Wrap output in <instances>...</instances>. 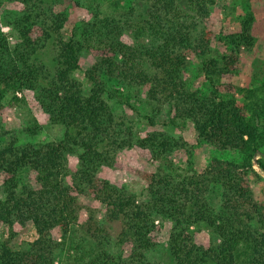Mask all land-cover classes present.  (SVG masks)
<instances>
[{
    "label": "trees",
    "instance_id": "1",
    "mask_svg": "<svg viewBox=\"0 0 264 264\" xmlns=\"http://www.w3.org/2000/svg\"><path fill=\"white\" fill-rule=\"evenodd\" d=\"M122 1L127 0H115ZM216 1L143 0L115 15L96 10L82 33L66 40L67 18L55 11V1L23 0L24 13L8 22L14 46L0 34V98L9 91L33 92L65 135L60 141L27 145L12 136L0 148L5 196L0 198V226L32 223L36 232V239L20 250L1 243L0 264H56L68 241L73 253L64 264H154L148 255L160 244L159 220L172 223L168 251L175 264H264V204L257 202L250 184V177L258 176L255 166L264 173V84L238 89L222 83L237 72L241 48L254 46V15H246L240 33L223 39L230 53L214 58L209 20ZM127 32L133 44L124 42ZM52 39L53 70L39 57ZM84 52L100 54L86 72L89 94L75 77ZM190 56L201 62L207 92L187 79ZM108 79L145 89L151 102L172 107L171 123L191 121L199 139L239 152L242 161L215 159L200 174H174L171 157L185 143L164 131L141 136L132 123L117 117L108 98L120 96L118 90L107 96ZM136 147L170 171L144 176L149 199L143 202L98 176L101 168L116 165L121 151ZM73 154L78 157L75 171L69 166ZM25 170L33 181L21 180ZM215 187L221 189L218 208L209 201ZM80 197L100 203L107 221L121 225L115 246L93 216L83 228L85 235L77 238L73 227ZM200 224L219 241L199 245L193 228ZM57 229L63 232L62 242L54 237Z\"/></svg>",
    "mask_w": 264,
    "mask_h": 264
},
{
    "label": "rangeland",
    "instance_id": "2",
    "mask_svg": "<svg viewBox=\"0 0 264 264\" xmlns=\"http://www.w3.org/2000/svg\"><path fill=\"white\" fill-rule=\"evenodd\" d=\"M55 11L64 13L67 22L62 31L63 39L68 40L74 33L81 34L88 22L93 18L96 10L107 14H119L124 12L127 5H139L143 0H127L116 3L115 0H53ZM121 4L120 8L116 5ZM23 0H0V34L8 39L10 46L16 43V37L9 25V21L21 15L25 11ZM254 15L252 35L254 46L250 49L241 48L239 53L240 65L237 72L222 78V83L231 84L238 89H251L264 84V0H217L212 8L209 24L214 33L211 44V56L221 58L230 53L225 46V39L229 35L241 32V23L248 13ZM124 42L133 44L130 32L123 37ZM52 39L39 57L53 70L56 48ZM98 53L84 52L81 57V68L75 73V77L83 84L86 94H89L92 83L88 80L86 72L91 70L99 61ZM99 56V57H98ZM201 62L194 56H190L187 67V79L193 88L207 92L206 83L201 74ZM109 94L116 90L119 98H108V101L117 117H122L133 124L135 129L144 136L151 131H164L177 139H181L186 147L172 155V167L174 174L190 175L200 174L205 171L215 160L240 163L242 155L237 151L219 150L211 144L199 139L195 126L191 121L176 120L174 112L169 105H156L148 99L147 92L143 88H128L118 80H107ZM239 103L243 98L237 94ZM153 122V123H152ZM65 129L62 126L53 125L49 116L41 109L36 96L31 91H9L0 98V148L10 142L12 136L22 145L60 141L64 138ZM78 157L70 156V170L75 171ZM258 176L250 177L251 188L255 198L260 204H264V173L255 166ZM169 173L165 166L154 161L150 154L138 147L125 149L118 154L114 167H103L98 173L101 179L107 180L118 186L128 189L137 195L139 201L149 199L147 184L144 180L146 174ZM34 175L25 170L21 180L33 181ZM3 174L0 172V198L4 199ZM70 180V178H69ZM79 220L73 228L76 229L77 238L85 235L86 222L93 216L95 224L105 228L110 235L111 245L115 246L120 233L119 223L107 221L104 207L89 197L79 198ZM212 206L218 208L221 204V189L213 188L209 196ZM161 228L160 244L156 250L149 253V259L154 264H175L168 251V239L172 223L169 221H157ZM196 241L199 245L209 247L218 242L212 230L204 224L193 228ZM61 229L54 231V237L59 242L63 240ZM36 239V232L32 223L25 225L14 224L12 227L0 226V244L8 242L12 249L20 250L26 244ZM116 249L115 251H117ZM73 253V244L66 243V249L60 253L56 264H64L69 254Z\"/></svg>",
    "mask_w": 264,
    "mask_h": 264
}]
</instances>
